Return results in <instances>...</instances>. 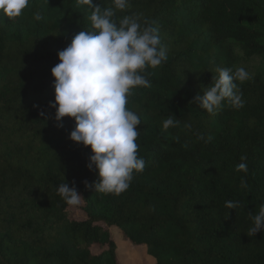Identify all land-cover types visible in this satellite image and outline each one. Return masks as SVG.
<instances>
[{
  "label": "trees",
  "instance_id": "1",
  "mask_svg": "<svg viewBox=\"0 0 264 264\" xmlns=\"http://www.w3.org/2000/svg\"><path fill=\"white\" fill-rule=\"evenodd\" d=\"M91 11L78 0H29L19 17L0 14V264H119L111 229L155 264H264V231L247 235L248 214L264 203V69L237 82L242 108L223 102L209 114L191 103L217 67L264 60V0H129L114 9L117 21L151 22L167 48V60L146 69L151 87L131 90L126 105L141 120L145 168L119 195L86 187L98 179L91 150L69 139L74 120L58 126L50 107L58 52L92 30ZM170 115L178 123L164 130ZM64 182L83 198L77 210L57 194ZM229 200L239 206L226 208Z\"/></svg>",
  "mask_w": 264,
  "mask_h": 264
},
{
  "label": "clouds",
  "instance_id": "2",
  "mask_svg": "<svg viewBox=\"0 0 264 264\" xmlns=\"http://www.w3.org/2000/svg\"><path fill=\"white\" fill-rule=\"evenodd\" d=\"M91 8L92 30H81L68 46L58 52L59 63L51 69L54 78L55 120L62 127L65 117L74 120L69 139L90 148L88 169L98 173L93 184L86 187L95 192L119 195L134 179V172L145 168L138 156L140 117L126 107L131 90L151 87L146 69L156 68L167 60V48L161 43L159 29L148 20L140 21L138 14L113 19L115 10H124L129 0H112L113 7L93 4V0H78ZM29 0H0V14L7 18L19 17ZM36 19H40L37 15ZM213 82L204 87L191 103L209 114H214L223 102L234 108L244 106L237 82L252 78L244 67H217ZM178 121L170 115L163 121V129L175 127ZM190 127V126H189ZM202 138V137H201ZM241 161L246 159L240 157ZM237 172L248 174L246 163H239ZM241 187H247L241 178ZM57 194L69 206H79L83 198L75 186L67 182L57 187ZM236 201H226L225 207L234 210ZM252 226L248 236L264 231V203L258 213L248 214Z\"/></svg>",
  "mask_w": 264,
  "mask_h": 264
},
{
  "label": "rangeland",
  "instance_id": "3",
  "mask_svg": "<svg viewBox=\"0 0 264 264\" xmlns=\"http://www.w3.org/2000/svg\"><path fill=\"white\" fill-rule=\"evenodd\" d=\"M241 64L242 67L252 73L264 69V60L259 57L243 60ZM72 210H77V206H73ZM111 232L118 246L119 264H155L154 259L147 255L144 247H133L128 242L123 241V234L118 229H111Z\"/></svg>",
  "mask_w": 264,
  "mask_h": 264
}]
</instances>
